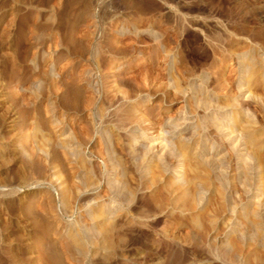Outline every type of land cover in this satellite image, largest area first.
<instances>
[{
	"label": "rangeland",
	"instance_id": "374dc122",
	"mask_svg": "<svg viewBox=\"0 0 264 264\" xmlns=\"http://www.w3.org/2000/svg\"><path fill=\"white\" fill-rule=\"evenodd\" d=\"M0 264H264V0H0Z\"/></svg>",
	"mask_w": 264,
	"mask_h": 264
},
{
	"label": "bare ground",
	"instance_id": "6f19581e",
	"mask_svg": "<svg viewBox=\"0 0 264 264\" xmlns=\"http://www.w3.org/2000/svg\"><path fill=\"white\" fill-rule=\"evenodd\" d=\"M233 132H235V131H233ZM234 134H236V133H234ZM233 136H236V135H233ZM234 138V137H233ZM239 147H241V146H239ZM101 210V209H100Z\"/></svg>",
	"mask_w": 264,
	"mask_h": 264
}]
</instances>
